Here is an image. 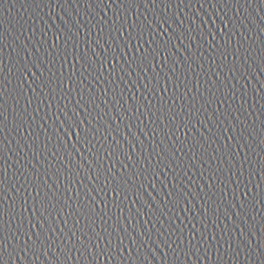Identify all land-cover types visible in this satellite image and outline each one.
I'll return each instance as SVG.
<instances>
[{
	"label": "water",
	"instance_id": "95a60500",
	"mask_svg": "<svg viewBox=\"0 0 264 264\" xmlns=\"http://www.w3.org/2000/svg\"><path fill=\"white\" fill-rule=\"evenodd\" d=\"M0 264H264V0H0Z\"/></svg>",
	"mask_w": 264,
	"mask_h": 264
},
{
	"label": "snow or ice",
	"instance_id": "6c2138e0",
	"mask_svg": "<svg viewBox=\"0 0 264 264\" xmlns=\"http://www.w3.org/2000/svg\"><path fill=\"white\" fill-rule=\"evenodd\" d=\"M113 63H115V61H113ZM76 135H79V133H78V132H76Z\"/></svg>",
	"mask_w": 264,
	"mask_h": 264
}]
</instances>
